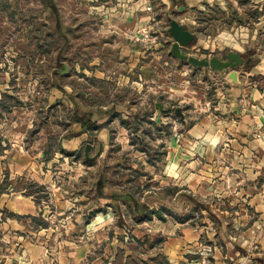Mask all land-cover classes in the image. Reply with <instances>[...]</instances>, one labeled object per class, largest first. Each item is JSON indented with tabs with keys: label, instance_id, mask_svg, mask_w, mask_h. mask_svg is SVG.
<instances>
[{
	"label": "crops",
	"instance_id": "0c3cea01",
	"mask_svg": "<svg viewBox=\"0 0 264 264\" xmlns=\"http://www.w3.org/2000/svg\"><path fill=\"white\" fill-rule=\"evenodd\" d=\"M145 1H134L130 12L122 13L123 17L113 24L118 32L128 35L134 30L137 18L131 14L141 9ZM170 1L173 5L191 7L205 4L209 9L213 8L211 5L239 8L244 3V0ZM252 1L263 4V0ZM96 8L100 9L98 5ZM260 13L264 15V11ZM108 23L112 24L111 18ZM33 24L38 22L26 21L30 29ZM28 38L26 46L49 53L50 42L36 41L40 35L30 34ZM244 60L249 65L250 57ZM131 62L129 67L136 61ZM88 63L97 65L98 61ZM88 63L77 62V72L81 74H77V79L85 77L94 83L98 78H110L107 67L98 69ZM246 68L236 67L235 78L229 76L232 69L223 74L224 84L216 89V103H211V96H205L203 90L185 89V101H191L193 108L184 112V121L192 120L185 129L177 131L173 127L164 140L156 138L165 147L161 155L166 161L164 167L156 170L154 158L142 161L156 170L150 169L147 179L157 181L155 198L145 199L149 191L146 190L141 199L123 206L124 228L113 223L115 211L108 208L96 211L77 230V219L82 214L77 213V193L60 188L54 177L61 172L57 162L64 159L72 166L77 159L68 153L91 134L74 118L77 115H69L82 105L85 87L46 83L45 90L54 93L56 104L60 98L65 100L64 96L72 103V107L59 111L55 124L62 132L52 147H48L51 140L45 142L41 136L36 139L31 136L49 103L40 100L29 109L23 106L18 94L20 86L11 85L0 92L20 100L0 118V137L7 144L0 154V182L5 170L7 179L17 185L12 189L0 187L1 264H264V50L260 59ZM121 76L125 80L126 75L119 73L120 79ZM11 80H15L13 75ZM15 112L18 113L15 118L5 121L6 115ZM94 136L99 145L91 156L100 145L101 155L108 147L107 127L98 129ZM124 140L129 142L127 137ZM73 170L74 179L83 175L77 168ZM31 182L43 185L47 199L38 201L33 193L24 191ZM167 186L174 191L168 200L161 195ZM163 206L170 211L166 208L164 211ZM58 221L66 222L64 228L57 227ZM125 228L129 231L127 238ZM207 246H211L209 251Z\"/></svg>",
	"mask_w": 264,
	"mask_h": 264
},
{
	"label": "rangeland",
	"instance_id": "374dc122",
	"mask_svg": "<svg viewBox=\"0 0 264 264\" xmlns=\"http://www.w3.org/2000/svg\"><path fill=\"white\" fill-rule=\"evenodd\" d=\"M134 1L137 0H0V92L11 85L20 86L18 94L24 107L32 109L40 100L49 103L37 121L36 130L31 133L32 139L41 136L42 141L54 142L62 132L55 124L59 120V111L65 110L66 106L72 107L68 96L64 95L65 100L60 98V103L56 104L52 98L54 93L45 90L46 83L85 87L81 108H75L77 111L72 110L69 115H77L74 118L80 120L83 127L91 123L100 126L88 128L89 137L68 153L77 159L76 162L69 166L66 160L60 159L57 165L61 172L54 174L60 188L77 193V213L82 212L77 219V230L96 211L108 208L115 211L113 223L124 228L121 221L123 206L126 208L141 199L146 190L149 191L145 199L155 198L153 190L157 181L147 180L149 170L162 169L166 163L161 158L165 147L159 145L156 138L164 140L173 127L176 126L177 131L185 129L192 120L182 121L174 112L177 106H181L183 112L193 108L191 101H185V89L203 90L205 96H211V103H216V89L224 84L222 76L232 69L194 66L173 54V37L168 30L171 19L182 23L194 34L190 43L181 46V51L188 55L225 59L229 51H235L241 54L243 61L250 57V65L260 59L264 50V15L260 13L264 11V0L261 6L252 0H244L239 8L227 6L226 9L213 5L209 9L205 4L195 7L173 5L170 0H146L141 9L130 13L137 18V23L134 30L125 35L113 24L123 17L124 11L130 12ZM96 5L100 9L97 10ZM109 18L112 24L108 23ZM30 19L38 22L32 29L26 25ZM30 34L40 35L34 41L50 42L49 53L38 52L36 46H26L24 42L28 37L30 39ZM133 58L136 62L129 67L128 62ZM91 60H97L98 64H89ZM78 61L98 69L107 67L110 78H98L94 83L85 77L77 79V74L81 75L77 72ZM249 65L236 67L246 70ZM119 73L126 75L125 80L124 76L120 79ZM90 83L94 87L91 95ZM67 90L70 91L68 87ZM15 114L18 113L6 115L5 121L15 118ZM113 117L115 119L111 121ZM103 126L107 127L108 147L98 157L87 158L84 155L86 143L92 144L88 149L91 156L99 145L94 134ZM125 137L129 139L128 143H124ZM2 140L3 136L0 137V154L7 147ZM143 144H146L148 154L137 148ZM149 157L156 160V170L142 162ZM76 168L83 174L80 177L77 174V180L73 177ZM7 175L4 170L0 187L16 188ZM41 186L37 183L30 187L38 201L48 196ZM173 193L167 186L161 195L168 200ZM162 208L170 211L167 207ZM0 216L2 218L3 213ZM63 222L58 221L57 227L64 228L66 222ZM125 230L129 233L128 228Z\"/></svg>",
	"mask_w": 264,
	"mask_h": 264
},
{
	"label": "water",
	"instance_id": "95a60500",
	"mask_svg": "<svg viewBox=\"0 0 264 264\" xmlns=\"http://www.w3.org/2000/svg\"><path fill=\"white\" fill-rule=\"evenodd\" d=\"M168 30L173 37V41L171 44V51L178 57L183 59H187L192 65L196 66H210L212 69H221L224 67H230L232 70L229 73V76L232 78L236 77V66L239 64L246 65L248 61H243L242 56L240 53L235 51H229L226 54L225 59H220L216 56L211 58H204V57H196L194 55H188L181 51V46L186 45L192 41L194 38V34L189 29L185 28V26L178 22L175 19H171L169 21ZM175 114H177L182 121L185 120L184 112L182 111L181 106H177L174 110ZM91 144L86 143L84 155L87 158H95L101 152L102 145L99 146V149L93 156H89L88 149Z\"/></svg>",
	"mask_w": 264,
	"mask_h": 264
},
{
	"label": "trees",
	"instance_id": "16d2710c",
	"mask_svg": "<svg viewBox=\"0 0 264 264\" xmlns=\"http://www.w3.org/2000/svg\"><path fill=\"white\" fill-rule=\"evenodd\" d=\"M10 100H12V102H10ZM18 103H20V100L18 99L17 96L12 95V94L4 93L3 97L0 99V118H1L3 112L9 111L12 105H15V104H18ZM95 127H100V126H96L95 123H91V125H89L87 127L85 126V128H87V129L88 128L92 129V128H95ZM32 131H34V130H31V132ZM53 144H54L53 142L48 143V147H52ZM137 148L142 150V151L147 152V154H148V150H147L146 144L140 145ZM149 161H152V158L149 157ZM34 184H36V183H32L31 182V183L27 184V186H26L27 187V190H26L27 193H33L32 190L30 189V187L34 186ZM41 187H43V185ZM0 264H1V261H0Z\"/></svg>",
	"mask_w": 264,
	"mask_h": 264
},
{
	"label": "built area",
	"instance_id": "2783aa9c",
	"mask_svg": "<svg viewBox=\"0 0 264 264\" xmlns=\"http://www.w3.org/2000/svg\"><path fill=\"white\" fill-rule=\"evenodd\" d=\"M128 233H126V238L128 237V235H127ZM208 248H207V251H209L210 249H211V246H207Z\"/></svg>",
	"mask_w": 264,
	"mask_h": 264
}]
</instances>
